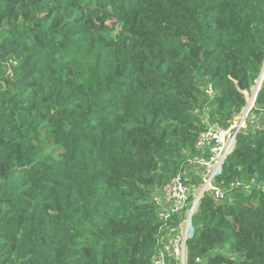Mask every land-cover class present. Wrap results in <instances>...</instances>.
Masks as SVG:
<instances>
[{
	"label": "trees",
	"instance_id": "16d2710c",
	"mask_svg": "<svg viewBox=\"0 0 264 264\" xmlns=\"http://www.w3.org/2000/svg\"><path fill=\"white\" fill-rule=\"evenodd\" d=\"M263 61L264 0H0V264H153L185 216L160 219L153 195ZM214 184L187 264H264V128Z\"/></svg>",
	"mask_w": 264,
	"mask_h": 264
},
{
	"label": "built area",
	"instance_id": "2783aa9c",
	"mask_svg": "<svg viewBox=\"0 0 264 264\" xmlns=\"http://www.w3.org/2000/svg\"><path fill=\"white\" fill-rule=\"evenodd\" d=\"M264 83V61L259 77L248 96V103L240 114L228 126H213L201 132L196 146L207 151L193 160L196 171H184L176 174L165 186L155 192L153 200L158 205V216L169 221L185 211V216L177 228H165L161 233L159 246L153 257V264H187L188 240L192 237L194 227L193 215L206 192H213L216 198H224L222 188L216 186L215 180L224 169L228 155L234 150L238 135L255 128H264V118L254 112L259 90ZM209 94H213L209 86ZM198 176L202 182L198 181ZM197 179L195 183H190ZM191 184V186H190ZM264 188V184L262 186ZM193 195V200H191Z\"/></svg>",
	"mask_w": 264,
	"mask_h": 264
},
{
	"label": "rangeland",
	"instance_id": "374dc122",
	"mask_svg": "<svg viewBox=\"0 0 264 264\" xmlns=\"http://www.w3.org/2000/svg\"><path fill=\"white\" fill-rule=\"evenodd\" d=\"M250 93H251V92L248 93V96L250 95ZM259 114H261V116H263V118H264V111H263L262 113L260 112ZM202 116H203V118L206 120V118H207V113H206V114L203 113ZM190 169H193L194 172H195L197 168H196L194 165H191V166H190ZM185 171H186V170H185ZM198 182H199V183L202 182V179H201L200 176H198ZM190 186H191V184H190ZM223 199H224V198H223Z\"/></svg>",
	"mask_w": 264,
	"mask_h": 264
}]
</instances>
